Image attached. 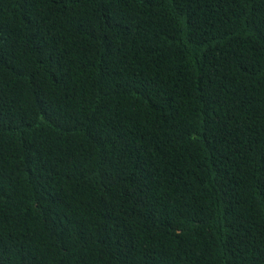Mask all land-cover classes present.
Returning a JSON list of instances; mask_svg holds the SVG:
<instances>
[{
    "label": "trees",
    "instance_id": "trees-1",
    "mask_svg": "<svg viewBox=\"0 0 264 264\" xmlns=\"http://www.w3.org/2000/svg\"><path fill=\"white\" fill-rule=\"evenodd\" d=\"M0 264H264V0H0Z\"/></svg>",
    "mask_w": 264,
    "mask_h": 264
},
{
    "label": "clouds",
    "instance_id": "clouds-1",
    "mask_svg": "<svg viewBox=\"0 0 264 264\" xmlns=\"http://www.w3.org/2000/svg\"><path fill=\"white\" fill-rule=\"evenodd\" d=\"M243 155L245 158L248 156V158L250 159L255 155V150L252 147H250L249 150L243 151Z\"/></svg>",
    "mask_w": 264,
    "mask_h": 264
}]
</instances>
